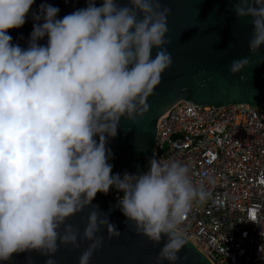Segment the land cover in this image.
Returning <instances> with one entry per match:
<instances>
[{
    "label": "clouds",
    "instance_id": "9594fccd",
    "mask_svg": "<svg viewBox=\"0 0 264 264\" xmlns=\"http://www.w3.org/2000/svg\"><path fill=\"white\" fill-rule=\"evenodd\" d=\"M35 2L0 0V262L36 252L48 257L45 264H57L61 245L78 248L89 241L79 264H90L104 244L101 226L109 238L122 233L95 210L82 235L66 221L92 207L98 192L115 187L123 193L117 206L138 234L156 244L167 238L156 264H179L188 243L182 225L193 205L211 196L205 183L214 178L196 184L187 163L155 157L142 174L113 175L107 148L122 118H143L148 97L173 64L166 47L170 8L161 0L123 6L88 0L87 7L58 19L60 9L42 3L22 48L8 30L26 23ZM234 9L238 18L252 17L249 50L259 53L264 0H239ZM249 63L235 59L229 71L239 74ZM27 261L34 264L30 256Z\"/></svg>",
    "mask_w": 264,
    "mask_h": 264
},
{
    "label": "water",
    "instance_id": "95a60500",
    "mask_svg": "<svg viewBox=\"0 0 264 264\" xmlns=\"http://www.w3.org/2000/svg\"><path fill=\"white\" fill-rule=\"evenodd\" d=\"M95 2L100 6L103 0ZM42 3L58 7L57 18L62 19L87 7L88 0H36L26 23L21 28L8 30L14 44L22 48L28 46L36 23L33 13H39ZM118 3L123 6L128 4V0H118ZM161 3L171 10L166 37L170 43L166 47L173 64L162 74L154 95L148 97V108L142 113L143 118L137 117L136 122L122 118L116 137L108 139L113 175L124 170L131 174H142L148 170L149 161L154 157L158 120L179 101L215 108L237 104L255 108L264 104V47L257 54L250 52L249 42L254 34L252 17H237L234 6L239 0H161ZM39 43L46 44L47 37ZM156 52L154 48L152 58ZM241 58H248L249 65L241 73L231 74V62ZM118 202L110 190L107 194L98 192L92 201L93 206L70 217L66 224L78 228L82 235L89 213L95 210L101 219L107 215L110 223L122 233L119 238H109L107 228L101 226L98 235L103 237L104 244L95 252L90 264H156V257L167 238L156 244L138 234L134 223L127 221L117 206ZM187 241L179 253V264H212ZM89 244V241H81L78 248L61 245L54 259L57 264H79V257ZM29 256L34 264H45L48 258L36 252L15 253L11 261L0 264H28Z\"/></svg>",
    "mask_w": 264,
    "mask_h": 264
},
{
    "label": "built area",
    "instance_id": "2783aa9c",
    "mask_svg": "<svg viewBox=\"0 0 264 264\" xmlns=\"http://www.w3.org/2000/svg\"><path fill=\"white\" fill-rule=\"evenodd\" d=\"M154 157L187 163L196 184L214 178L182 225L187 240L212 264H264V104L179 101L158 120Z\"/></svg>",
    "mask_w": 264,
    "mask_h": 264
}]
</instances>
